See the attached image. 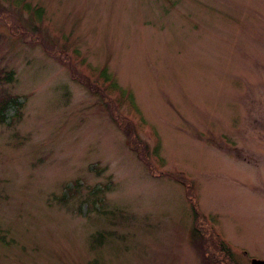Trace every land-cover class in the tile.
<instances>
[{"label": "rangeland", "instance_id": "374dc122", "mask_svg": "<svg viewBox=\"0 0 264 264\" xmlns=\"http://www.w3.org/2000/svg\"><path fill=\"white\" fill-rule=\"evenodd\" d=\"M12 96L0 264L264 259V0H0Z\"/></svg>", "mask_w": 264, "mask_h": 264}, {"label": "trees", "instance_id": "16d2710c", "mask_svg": "<svg viewBox=\"0 0 264 264\" xmlns=\"http://www.w3.org/2000/svg\"><path fill=\"white\" fill-rule=\"evenodd\" d=\"M48 51L51 52L50 50H48ZM57 55L59 56V54H57ZM57 55L55 57L58 58ZM69 65H70V67L72 66L71 64H69ZM71 70H72V67H71ZM76 74H77V76H76L77 80L79 79V81L82 82L83 85L87 89H89L91 92L93 91V92L99 94L100 97H101V100L103 102H105L106 106L108 108H110L112 111L114 110L113 102H111L109 100V98L107 97V95L105 93L100 92L99 88H97L96 86L91 84V81L87 80V78L84 77L83 74H81V75L78 74V73H76ZM5 75H6L5 80H12V78H13L12 71L6 72ZM74 75H75V71L73 72V76L72 77H74ZM13 99L15 100L16 97H9L8 99H5L4 97H0V122H3L5 120V118H6L5 117V112L8 109V103L10 102L9 100H13ZM114 114L115 113L113 112L112 115H111L113 118L115 116ZM119 121H120V119L118 120V122ZM121 122H123V123L119 125L120 130H121V132H123L125 134V137H127L128 141H129L128 143L130 144L131 149H133L136 152H139V154L140 153H145L146 145H144V146L140 145L137 148V146L140 144V140L138 138V133L135 131V129L133 128L132 124L130 122H128L127 119H124V118L121 119ZM197 233L198 232L196 231V229L193 230V236L197 235V236H199L201 238V241H199L201 246H202L203 242H207V239L211 243L213 242V238L209 239L210 236H208L207 233H204L202 237H201V235H198ZM220 247H221V249H224V246H220Z\"/></svg>", "mask_w": 264, "mask_h": 264}, {"label": "water", "instance_id": "95a60500", "mask_svg": "<svg viewBox=\"0 0 264 264\" xmlns=\"http://www.w3.org/2000/svg\"><path fill=\"white\" fill-rule=\"evenodd\" d=\"M252 264H264V260H262V259H260V260H258V259H252Z\"/></svg>", "mask_w": 264, "mask_h": 264}]
</instances>
